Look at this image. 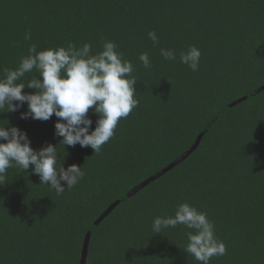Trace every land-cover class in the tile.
<instances>
[{"label":"trees","instance_id":"obj_1","mask_svg":"<svg viewBox=\"0 0 264 264\" xmlns=\"http://www.w3.org/2000/svg\"><path fill=\"white\" fill-rule=\"evenodd\" d=\"M105 40L133 63L139 106L120 120L99 154L58 144L54 114L47 121L21 119L26 103L0 113V125L24 130L34 149L58 144L65 168L75 163L86 171L58 196L39 184L33 166L8 170L0 185V264H79L88 231L86 264H200L183 250L194 230L151 229L156 216L174 215L184 202L207 213L227 246L226 255L209 264H264V90L251 94L264 84V0H0V78L33 43L43 50L87 42L95 53ZM191 46L201 51L198 71L179 60ZM161 48L173 49L176 60H165ZM144 52L148 69L138 59ZM89 116L94 129L98 117ZM201 132L184 161L127 195Z\"/></svg>","mask_w":264,"mask_h":264},{"label":"clouds","instance_id":"obj_2","mask_svg":"<svg viewBox=\"0 0 264 264\" xmlns=\"http://www.w3.org/2000/svg\"><path fill=\"white\" fill-rule=\"evenodd\" d=\"M148 36L154 45L159 44L155 31H150ZM31 38V33L26 32L24 39ZM117 48L112 40H105L102 50L95 53L92 44L87 42L82 47L69 42L67 47L43 50L31 44L18 67L4 69L0 78V113L18 111L26 103L27 109L21 112V119L47 121L54 114L58 118L54 134L62 137L58 144L64 149L79 144L82 148L91 147L94 154H99L114 137L120 120L139 106L134 65ZM160 55L170 61L177 58L173 49L161 48ZM200 58L201 51L196 46L179 54L180 63L192 71H198ZM138 59L144 68L151 67L146 52ZM33 72L38 75L24 79ZM25 87L34 91L24 92ZM90 111L98 117L94 129ZM8 124L0 125V185L7 183L9 169L24 171L30 165L33 166L32 173L39 176V184L47 185L58 196L85 178L86 171L81 166L75 163L67 168L63 166L58 144L48 143L34 149L24 130ZM177 225L194 230L187 233L183 250L200 264H209L212 257L226 255L227 246L216 236L214 223L207 213L187 202L180 203L174 215L156 216L151 229L154 234H161Z\"/></svg>","mask_w":264,"mask_h":264},{"label":"water","instance_id":"obj_3","mask_svg":"<svg viewBox=\"0 0 264 264\" xmlns=\"http://www.w3.org/2000/svg\"><path fill=\"white\" fill-rule=\"evenodd\" d=\"M263 90H264V84L259 86L255 90H253L251 92V94L252 95H256V94L260 93ZM245 99H247V96L240 97V98L236 99L235 101L231 102L230 106L237 105L240 102L244 101ZM203 135H204V132L199 133L197 138H196V140H195V142H194V144L188 150H186L185 152L180 154L175 160H173L171 163H169L167 166H165L164 168H162L158 172L150 175L149 177H147L146 179H144L140 183L134 185L128 191L127 195L128 196H132V195L136 194L139 190H141L142 188L146 187L148 184L153 182L155 179H157L158 177H160L161 175H163L164 173H166L167 171H169L170 169L174 168L176 165H178L179 163L184 161L199 146V144H200V142H201V140L203 138ZM119 202H120V200H116L115 202L110 204L106 208V210H104L100 214V216L95 220L94 224H96V225L100 224L105 219V217H107L112 212V210L118 205ZM91 235H92L91 231H88L86 233V236H85L84 242H83L81 258H80L79 264H86L87 263Z\"/></svg>","mask_w":264,"mask_h":264}]
</instances>
